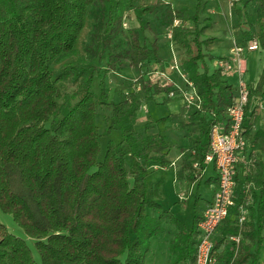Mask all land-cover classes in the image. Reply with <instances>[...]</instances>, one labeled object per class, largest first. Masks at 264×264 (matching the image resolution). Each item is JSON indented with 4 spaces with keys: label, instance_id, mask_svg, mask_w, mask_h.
I'll return each instance as SVG.
<instances>
[{
    "label": "trees",
    "instance_id": "obj_1",
    "mask_svg": "<svg viewBox=\"0 0 264 264\" xmlns=\"http://www.w3.org/2000/svg\"><path fill=\"white\" fill-rule=\"evenodd\" d=\"M93 1L0 0V209L34 240L39 256L37 262L26 241L0 223V264H143L150 239L159 228L146 211L159 204L153 200L157 186L148 189L145 163L166 166L168 161L162 138L136 128L140 93H123L109 104L101 82L98 94L91 88L92 65L70 63L58 72L53 68L75 54L87 7ZM232 4L238 6V0ZM115 5L119 3L112 1L109 12L115 11L119 18ZM123 6L133 9L138 20L151 9L137 5L136 0H124ZM258 6L257 40L264 50V0H258ZM173 20L180 23L173 26L172 21L170 43L182 50L180 70L201 101L200 110H190L194 115L214 114L200 121L199 137L190 143L200 168L208 150L209 127L217 121L215 111L222 112L233 103L236 87L219 68L210 70L213 55L205 48L217 39L203 38L207 25L199 27L198 6L193 14L185 12ZM186 20L191 27L184 24ZM130 35L135 54L142 60L137 71L143 79L147 71L158 68L160 59L156 49L139 46L135 35ZM64 81L75 86L72 93L61 92ZM263 87L264 67L255 86L247 85V102L261 94ZM149 90V96H155L154 89ZM103 106L110 109L100 133L95 117ZM246 108L247 103L242 128ZM112 130L119 131L120 140H109L99 157V137ZM260 142L264 149L263 134ZM259 167L263 166L257 163ZM263 174L264 168L254 177L234 264H257L264 250ZM233 210L213 239L214 249L224 245L217 253L223 264L233 257L226 238L239 231L231 218L236 214ZM172 221L176 232L168 244L166 264H193L198 218L193 217L189 228L175 217Z\"/></svg>",
    "mask_w": 264,
    "mask_h": 264
},
{
    "label": "rangeland",
    "instance_id": "obj_2",
    "mask_svg": "<svg viewBox=\"0 0 264 264\" xmlns=\"http://www.w3.org/2000/svg\"><path fill=\"white\" fill-rule=\"evenodd\" d=\"M112 1L117 4L119 3L120 5H115L113 7L120 9L121 14L119 18L115 11H113V15H110L109 7ZM204 1H206L204 3L209 2L210 4L208 5L210 7H216L217 9L213 16L210 15V12L201 11L200 24H217L218 26L215 30L205 29L204 33H213L214 35L221 36V43H213L205 48V51H210L209 49L214 47L215 54L213 57L215 59H221L228 55L232 42H240L239 40L241 38L235 35V30L232 31V29L235 25H239L238 18L242 16V14H240V10L243 7L242 3L244 1L247 3L250 0H238V6H234L235 8L232 4L234 0ZM123 4L124 0H94L87 7L84 17V25L78 35L75 45V54L64 59L61 63L53 65L56 72L70 63L82 62L92 65L95 68V72L93 74L91 88L98 94L101 82L106 94L105 100L109 104L117 102L123 95L124 90L131 89V81L139 74L137 69L138 61L140 60H138L132 47L130 33L135 35L139 46L146 48L157 50L156 41L157 39L160 40V56L164 59L166 65L162 62L163 60H161L160 64H157V66L167 74L173 55L180 65V59L183 56V52L182 50L174 49L170 42H168L167 35H169L172 21L174 22L173 18L177 17V15H183L185 12H188L190 15L193 14L195 0H136L137 5L151 6V9L148 12L141 15L140 20L137 19L133 9H127ZM244 16L246 19L249 18L254 20L256 13L249 9L247 14L244 12ZM109 19L111 24L107 25ZM123 22H125V25ZM184 24L188 27L192 26V23L189 20H186ZM204 35L206 36V34ZM254 35L256 36L255 31ZM141 62L142 60L139 63L141 64ZM209 66L213 67L210 61ZM172 77L174 78L173 73ZM127 81L130 83L129 88L127 87ZM141 81L142 88L144 86V91H139L141 103L145 104L148 97H151L150 101L147 102V106L149 108L150 117L157 120L158 117L163 114V109L160 108V105L162 104L158 103H160L161 100L167 101L170 98L165 95L163 96L162 94L159 95L162 93L160 91H162L163 88L158 85L157 81L153 78L144 76ZM178 85H180V83H178ZM150 88L154 89L155 96H149ZM60 90L62 93H72L75 90V86L72 85L70 81H64L60 85ZM158 90L160 93L157 92ZM164 90L163 91L167 93L166 87H164ZM109 109L110 106L98 108L95 123L98 126L100 133H102L106 125ZM142 128L143 124L137 125V130L139 132ZM109 140H112L114 143L118 142L120 140L119 131L112 130L106 136L100 135L99 157L102 156L105 145ZM153 163V161H150L147 162L146 165L149 166ZM147 171L146 182L148 189L151 190L157 186L156 191L158 195V190L161 188L163 198L159 197L160 202L157 200L158 196L156 195L153 200L159 204V207L148 208L146 210L151 217L156 219L159 228L157 233L150 239L149 249L144 257L143 264H166L170 256L168 244L176 232V227L172 218H177L188 228L191 226V216L193 214L191 212L193 202L192 196L195 188L192 187L191 189L180 185L179 182H174L171 170L153 171L147 169ZM158 177L159 180L157 179ZM202 204V201L198 202V206H201ZM0 223H2L14 235L23 238L31 248L34 259L39 262L38 253L33 245L34 240L28 238L22 229H20L13 221L11 215L2 212L1 209ZM215 235L217 236V232ZM262 245L264 247V232ZM257 264H264L263 248L260 251Z\"/></svg>",
    "mask_w": 264,
    "mask_h": 264
},
{
    "label": "crops",
    "instance_id": "obj_3",
    "mask_svg": "<svg viewBox=\"0 0 264 264\" xmlns=\"http://www.w3.org/2000/svg\"><path fill=\"white\" fill-rule=\"evenodd\" d=\"M204 2L206 1L195 0L194 11L196 9V6H198L199 27H202L206 24V30H215L216 28H218L217 24H200L201 11L210 12V15L213 16L215 10L217 9L216 7H210L208 5L210 4L209 2ZM242 4L243 7L240 10V14H242V16L238 18L239 25H235L232 31L235 30L234 34L241 38L239 40L241 43H244L245 41H248L250 39H257L258 31H260L259 6L258 0H250L247 3ZM249 9L252 12L256 13V17L254 20H251L249 18L246 19L244 16V12H246L247 14ZM177 21L178 23L176 25H178L180 22L179 20ZM262 24L263 25L261 31L264 38V19L262 21ZM254 31L256 32V36L254 35ZM204 34H206V36ZM203 35V38L215 37L217 39L216 42L221 43V36L214 35L213 33L207 34V32L204 33V31ZM167 40L168 42H170L169 35H167ZM156 42L157 55L159 56L160 61L163 60L162 62L165 64L164 59L160 56V40L157 39ZM209 50L210 51H207L209 52V54H215L214 47L210 48ZM215 60L216 59L213 57L210 61L212 66ZM263 67L264 50L261 48V46L257 50L247 52L245 59L244 80L248 86H255ZM210 70H212L211 66ZM173 75L177 83H180V85L182 86V81L179 76L174 73ZM226 79L227 82L235 88L237 82L236 74L233 72L228 73L226 74ZM147 102L148 101H146L145 104L141 103L139 109L137 110L136 128L138 124H143V128L140 132L147 134H157L162 138V144L165 146L164 151L166 153L168 164L166 166H160L154 162L149 166H147L146 163L145 165L147 169L153 171L171 170V172L173 173L174 182H179L180 185L191 189L192 187L195 188L194 194L192 196L193 202L191 212L193 214L191 217L193 219V217L196 216L199 221L203 209L211 200L217 175L213 163L204 162L202 167L198 169L193 168L195 151L190 147V143L193 139L199 137L200 121L202 119L208 120L212 118L214 114L212 113V111H202L201 113L194 115L192 113L193 110H187L184 107L179 96L177 95L167 101L161 100L160 103H158L162 104L160 105V108L163 109V114L156 120L150 117ZM215 113L217 118L216 123L223 124V111H215ZM245 114L246 116L243 126V132L247 139V146L241 153V161L238 165L235 177L234 198L237 202L243 201V199L245 198H250L252 200V191L255 187L254 177L260 171L262 172L264 168V149L260 146V137L262 136V134L264 135V87L262 88L261 94L252 95L249 98ZM257 163H260L263 167H259V169H256ZM157 179L159 180V177ZM246 184L249 185L247 190L245 189ZM157 196L158 201H160V198H163L161 188L158 190ZM199 201L203 202L201 206H198ZM231 211L234 212L233 208L231 209ZM231 218L234 219L235 214H233ZM216 232L218 234V229ZM217 250L219 253L222 249L219 247Z\"/></svg>",
    "mask_w": 264,
    "mask_h": 264
},
{
    "label": "built area",
    "instance_id": "obj_4",
    "mask_svg": "<svg viewBox=\"0 0 264 264\" xmlns=\"http://www.w3.org/2000/svg\"><path fill=\"white\" fill-rule=\"evenodd\" d=\"M177 23L178 21L174 20L173 25ZM123 24L125 25V22ZM259 48L260 45L257 39H250L245 44L232 42L228 55L213 62V66L219 68L223 74L235 73L237 82L233 103L226 106L223 111V124L212 122L209 127V145L204 155V162L214 164L217 176L211 200L203 209L201 218L197 223L193 264H223L217 258L218 250L214 249L213 239L218 227L232 208L236 210L234 219L235 226L239 231L226 238L225 243H231V250L233 251V257L227 264H234V257L239 250L240 231L247 221L248 205L251 203L250 198H245L240 202H237L234 198L235 176L241 161V153L247 146V139L242 128L244 107L248 96L247 84L244 80L245 59L247 52ZM172 73H176L179 76L182 86L178 85L172 77ZM145 74L146 77H151L157 81V84L163 90L166 87L167 93L162 90V95L170 99L178 95L187 110L191 108L201 109V101L196 95L192 83L181 72L180 65L174 55L168 74L159 67L153 68ZM141 82L139 73L131 81V89L124 90V93H139L142 90ZM193 168H199L197 160H194ZM248 187L249 185L246 184L245 189L247 190ZM223 247L222 243L220 248L223 249Z\"/></svg>",
    "mask_w": 264,
    "mask_h": 264
}]
</instances>
